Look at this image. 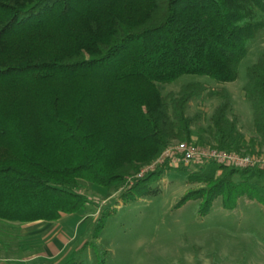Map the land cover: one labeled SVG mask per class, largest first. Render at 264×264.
I'll list each match as a JSON object with an SVG mask.
<instances>
[{"label":"trees","instance_id":"1","mask_svg":"<svg viewBox=\"0 0 264 264\" xmlns=\"http://www.w3.org/2000/svg\"><path fill=\"white\" fill-rule=\"evenodd\" d=\"M263 30L264 0H0L1 223H55L84 211L81 181L122 185L173 140L190 142L192 125L199 146L254 153L264 141V52L243 88L260 141L228 117L225 88L193 82L165 97L162 89L183 75L236 81ZM204 95L220 99L208 139L201 116L187 115ZM222 167L219 178L189 176L207 183L187 196L203 199V212L218 196L227 209L255 198L248 182L264 177V170ZM162 173L137 180L124 201L151 193ZM8 238L0 234V251L12 253Z\"/></svg>","mask_w":264,"mask_h":264},{"label":"rangeland","instance_id":"2","mask_svg":"<svg viewBox=\"0 0 264 264\" xmlns=\"http://www.w3.org/2000/svg\"><path fill=\"white\" fill-rule=\"evenodd\" d=\"M263 52L264 30L250 43L236 81L222 84L205 76L183 75L165 85L162 95L177 94L182 86L193 82L210 90L225 88L232 107L228 117H238L237 127L247 139H258L251 103L245 99L243 88L248 69ZM219 104L218 97L207 95L189 104L187 115L201 116L198 125L205 139L209 138L210 117ZM195 126L192 125L191 141L182 142L198 145L201 132ZM179 142L173 140L170 146ZM259 153L264 154L263 140L262 146L252 154ZM158 158L127 176L122 185L108 190L81 181L78 192L87 199L85 210L64 216L55 223L12 228L0 221V234L12 240V253L0 251V264H66L70 260L79 264H264V177L248 182L254 188L255 198L240 197L227 209L218 196L209 210L203 212V199L187 196L207 189V183L194 181L189 176L200 172L219 178L223 167L213 163H189L178 167L167 164L139 178L138 174ZM156 171L163 173L151 182V193L124 201L125 189ZM231 179L234 182L243 180L238 175ZM102 219L103 227L96 236L97 225ZM24 232L30 235L29 241L22 237ZM20 248L22 251H18ZM5 258L20 262L7 263Z\"/></svg>","mask_w":264,"mask_h":264},{"label":"built area","instance_id":"3","mask_svg":"<svg viewBox=\"0 0 264 264\" xmlns=\"http://www.w3.org/2000/svg\"><path fill=\"white\" fill-rule=\"evenodd\" d=\"M189 163L203 164L213 163L219 166L264 170V154H240L228 152L215 147L191 145L179 142L167 147L156 160L143 172L138 174L141 178L144 174L152 172L159 166L170 165L173 167L186 166Z\"/></svg>","mask_w":264,"mask_h":264},{"label":"crops","instance_id":"4","mask_svg":"<svg viewBox=\"0 0 264 264\" xmlns=\"http://www.w3.org/2000/svg\"><path fill=\"white\" fill-rule=\"evenodd\" d=\"M64 216H62L61 217V219L60 220H62V218H63ZM59 220V221H60ZM36 224H43V222H35V223H31V224H29V225H36ZM28 225V224H27ZM22 237H24L26 240H28L29 241V239H30V235L27 233V232H24L23 234H22ZM60 252H61V249H60Z\"/></svg>","mask_w":264,"mask_h":264}]
</instances>
